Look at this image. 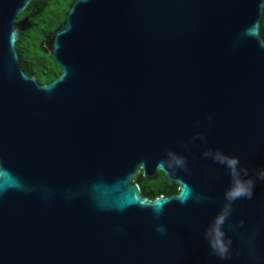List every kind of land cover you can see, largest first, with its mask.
<instances>
[{
	"label": "water",
	"instance_id": "obj_1",
	"mask_svg": "<svg viewBox=\"0 0 264 264\" xmlns=\"http://www.w3.org/2000/svg\"><path fill=\"white\" fill-rule=\"evenodd\" d=\"M31 1L0 0V264H264V180L228 258L204 235L232 183L205 153L264 168V0H74L47 84L16 49ZM139 171L178 192L143 197Z\"/></svg>",
	"mask_w": 264,
	"mask_h": 264
},
{
	"label": "trees",
	"instance_id": "obj_2",
	"mask_svg": "<svg viewBox=\"0 0 264 264\" xmlns=\"http://www.w3.org/2000/svg\"><path fill=\"white\" fill-rule=\"evenodd\" d=\"M74 0H33L26 12L18 16L21 19L30 17L31 27L23 32L21 40L16 45L25 72L44 74L45 80H52L61 68L46 52L45 42L55 29L63 22L65 12ZM37 6V7H36ZM260 34L264 38V14L260 22ZM141 195L154 199L161 195L170 196L178 192V184L170 182L162 172H157L154 179H146L139 171L134 176Z\"/></svg>",
	"mask_w": 264,
	"mask_h": 264
},
{
	"label": "clouds",
	"instance_id": "obj_3",
	"mask_svg": "<svg viewBox=\"0 0 264 264\" xmlns=\"http://www.w3.org/2000/svg\"><path fill=\"white\" fill-rule=\"evenodd\" d=\"M205 155L212 156L218 163L224 164L229 169V175L232 178L231 186L225 193V199L228 203L214 218L210 226L205 229L204 233L210 250L223 260L229 257L230 247L232 245V240L227 237L223 229L226 219L231 214V204L241 198H252L255 180H264V168L258 169L255 173V179H253L249 176V170L240 165L238 157H224L219 152L215 154L206 152ZM171 159L176 165H182L184 163L182 158L176 156H171ZM242 224L243 222L241 221ZM158 231H162V229H158Z\"/></svg>",
	"mask_w": 264,
	"mask_h": 264
},
{
	"label": "flooded vegetation",
	"instance_id": "obj_4",
	"mask_svg": "<svg viewBox=\"0 0 264 264\" xmlns=\"http://www.w3.org/2000/svg\"><path fill=\"white\" fill-rule=\"evenodd\" d=\"M25 72V71H24ZM29 77H31V76H34L35 78H36V81H37V83L38 84H47V83H49L50 81H52V80H45V76H44V74H37L36 72H30V73H28V72H25ZM59 74V73H58ZM57 74V75H58ZM56 75V76H57ZM147 179V178H146ZM148 180H150V179H148Z\"/></svg>",
	"mask_w": 264,
	"mask_h": 264
}]
</instances>
